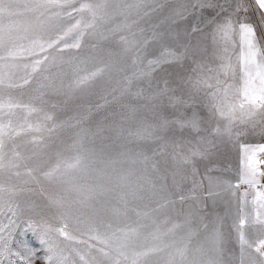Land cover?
Masks as SVG:
<instances>
[{
  "label": "snow or ice",
  "instance_id": "1",
  "mask_svg": "<svg viewBox=\"0 0 264 264\" xmlns=\"http://www.w3.org/2000/svg\"><path fill=\"white\" fill-rule=\"evenodd\" d=\"M92 96L102 119L61 120ZM253 135L264 0H0V264H264ZM220 188L234 212L205 211Z\"/></svg>",
  "mask_w": 264,
  "mask_h": 264
},
{
  "label": "rangeland",
  "instance_id": "2",
  "mask_svg": "<svg viewBox=\"0 0 264 264\" xmlns=\"http://www.w3.org/2000/svg\"><path fill=\"white\" fill-rule=\"evenodd\" d=\"M65 39L71 40V34L65 37ZM89 47H91V45H89ZM75 51L77 50L64 49V54L67 55L69 52H75ZM81 67H85V66L82 65ZM87 67H91V65H87ZM91 101L92 103H87L78 109L75 107V102H70L68 109L65 112L59 113L61 120L62 121L68 120L69 118L78 115L84 121L85 125H87L89 121L91 120L98 121L102 119L103 113L102 112L98 113L95 110L94 104L96 101H99L100 103H103V101L100 100L98 96H92ZM90 109L91 111H89ZM72 134H73V129L71 128L65 127L63 130L58 129L55 137H53L52 141H49L44 151L49 153V155L51 156H55L57 151H63L65 149V145L69 142L70 136ZM35 135L37 137L40 136L39 133H36ZM45 139L46 140L48 139L47 133L45 134ZM243 139H245V137ZM41 143H43V141H41ZM222 153L223 154L219 156L216 160V167L218 169L216 173H221L222 171H225V169L227 171H230L231 168H234V170H238L237 169L239 166V164L237 163L238 148H234L231 145H228L227 148L222 149ZM232 156H234L235 158L231 159ZM218 195H221V194L218 193ZM214 199L215 197L208 199L205 211L216 214V211L214 208ZM20 238L24 239L25 242L28 243L30 247H34L38 252L40 251L38 241L36 240V237L31 232H28L27 234L22 235Z\"/></svg>",
  "mask_w": 264,
  "mask_h": 264
},
{
  "label": "crops",
  "instance_id": "3",
  "mask_svg": "<svg viewBox=\"0 0 264 264\" xmlns=\"http://www.w3.org/2000/svg\"><path fill=\"white\" fill-rule=\"evenodd\" d=\"M249 143H264V140L261 139L259 135H253V136H246L245 139ZM264 157V154H258V158ZM235 158L234 156L231 157V159ZM237 163L239 164L238 168L240 167V153L238 150L237 153ZM261 170H264V164L260 165ZM237 173L238 170H234V168H231L230 171H222L221 173H216V175H219L222 179L230 181L233 185L237 182ZM264 183V180L261 181ZM245 190L244 185H241L239 192H243ZM217 194L214 199V208L216 211V214L224 215L229 208L234 212L235 206H236V196L232 194L231 191L226 190L225 188H220L216 190ZM221 194V195H218Z\"/></svg>",
  "mask_w": 264,
  "mask_h": 264
},
{
  "label": "built area",
  "instance_id": "4",
  "mask_svg": "<svg viewBox=\"0 0 264 264\" xmlns=\"http://www.w3.org/2000/svg\"><path fill=\"white\" fill-rule=\"evenodd\" d=\"M247 186H244V188L246 189Z\"/></svg>",
  "mask_w": 264,
  "mask_h": 264
}]
</instances>
